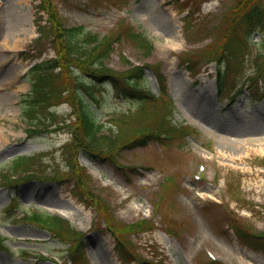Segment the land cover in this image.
<instances>
[{
	"label": "rangeland",
	"instance_id": "374dc122",
	"mask_svg": "<svg viewBox=\"0 0 264 264\" xmlns=\"http://www.w3.org/2000/svg\"><path fill=\"white\" fill-rule=\"evenodd\" d=\"M47 2L58 22L82 26L111 40L112 52L105 61L110 71L120 73L132 65L157 68L174 105L171 111L160 106L158 114L164 100L146 107L138 128L148 130L153 138L145 141L129 135L127 128L107 123L109 129L104 130L115 135V146H91L90 158L84 151L76 152L75 146L85 144L76 125V106L86 101V93L76 92L75 75L69 74L62 78V89L69 90L64 103L50 116L39 115L36 129L43 124L49 129L28 133L30 121L21 104L31 89L25 74L55 53L47 44H36L20 56L37 37L36 20L45 14L38 10V0H0V95L7 96L0 104V183L19 157L26 160L15 172L33 170L35 177L0 185V239L4 241L0 264H122L110 229L121 233L123 224L145 218L147 225L120 236L123 264L135 257H142L139 264L151 260L152 264H208L209 253L217 260L213 264H264L262 35L255 33L247 41L241 31L235 32L240 44L236 60L226 34L238 11L244 12L253 0ZM257 4L264 9V0ZM126 27L142 33L152 50L142 51L128 41L122 31ZM211 39L203 49L192 50ZM253 45L258 46V54ZM219 63L227 72L226 93L237 83L248 85L233 101V91L226 100L216 94L214 75ZM80 75L93 82L89 72L80 70ZM144 78L138 88L147 87L158 95L151 72L145 69ZM88 88L99 99L97 106L89 107L97 120L105 122L114 113L128 115L136 110L135 101L118 93L110 82ZM150 114L166 118L169 125H149ZM71 168L82 175L79 184L63 177ZM51 174L54 177L48 179ZM165 176L172 181L162 184ZM32 211L69 221L83 240L81 250L70 256L58 244L67 242V231L55 237L20 220ZM258 235L263 237L253 240Z\"/></svg>",
	"mask_w": 264,
	"mask_h": 264
},
{
	"label": "trees",
	"instance_id": "16d2710c",
	"mask_svg": "<svg viewBox=\"0 0 264 264\" xmlns=\"http://www.w3.org/2000/svg\"><path fill=\"white\" fill-rule=\"evenodd\" d=\"M41 6L44 12L47 13V19L50 25L38 24L40 38L36 41V44H47L53 47L56 57L54 59L41 61L31 68L30 81L32 94L31 97L27 98L25 101V116L32 123L36 122L37 119L39 120V115L42 112H46L47 115L50 116V108L63 103V100L68 97L69 90L66 88L62 89V78H67L69 74L72 76L74 74L75 76L73 77L75 82L73 84L78 87L76 92L78 93L80 90L85 92L88 99V102L85 104H83L84 101H80L78 107L76 106V125L80 132V137L85 141L83 147L75 146L76 152L84 151V153L90 156L91 154L88 153V150L91 146L100 147L104 145L111 149L114 147L116 137L110 134L104 137L98 136V133H100L105 126L99 123L95 114L88 108L90 104L99 103L96 96L90 92L88 85L99 84L107 79V81L113 82V86L114 88L116 87L118 93L120 92L125 96L127 94L129 98L135 101L136 110L128 111V115H123L124 120L122 122L115 123L118 127L123 128L125 126L124 128L129 130L138 129V121L144 118V110L149 104L154 103L157 105L163 99L158 100L152 93H145L138 90L139 81L144 78L143 68L141 66H134L120 73H114L105 68L103 63L112 51L110 39H97L96 36L90 34L82 26L66 27L61 22H58L55 14L49 10L50 6L47 0H42ZM235 22L236 24L232 25ZM122 31L126 34L125 38L139 49L144 50L149 48L148 51L151 49L148 41L141 33H136L133 28L126 27ZM237 31H241V37L246 38L247 41H249V38L255 32L262 33L263 41L261 43V48L264 49V9L257 4V0H253V3L244 12L238 11V16L235 21L232 19L230 27L226 31V34H228L227 43H229L231 53H233L232 56L236 60L238 58L236 52L240 48V44H237V37L234 35ZM116 37L117 36H115V38ZM149 67L154 72L159 94L164 98V101L158 106L156 114L161 112L159 110L160 106V109L171 111L173 103L164 92V79L157 68L151 65H149ZM222 68V63H219L217 65V74L220 88L224 87L226 79V74L221 71ZM80 70L89 72L91 74L89 76L94 77L92 80L98 82H86L84 77L80 75ZM67 82V80L64 81L63 87L67 85ZM156 117L157 116L150 114L147 123L152 126L157 125L158 128L166 124L169 125L166 118L162 117L156 119ZM135 120L137 122H135ZM127 122H131L133 125H129ZM135 138L132 139L131 142H133ZM141 138L145 141V139H148V136L144 135ZM21 160L26 159L21 158ZM22 163L23 161H19L18 164H13L10 170L20 167ZM70 172L72 175L70 179L72 178L74 185H76L77 182L79 184V179L82 176L80 172L75 168H71ZM26 220L38 224L55 236L61 235L66 229L61 220L49 215L32 213L26 217Z\"/></svg>",
	"mask_w": 264,
	"mask_h": 264
},
{
	"label": "bare ground",
	"instance_id": "6f19581e",
	"mask_svg": "<svg viewBox=\"0 0 264 264\" xmlns=\"http://www.w3.org/2000/svg\"><path fill=\"white\" fill-rule=\"evenodd\" d=\"M21 89H22V87H21ZM4 98H7V96H5V95H0V104H1V103L3 104V99H4ZM7 102H8V101H4V105L8 104ZM0 144H1V142H0ZM221 157H222V155H221Z\"/></svg>",
	"mask_w": 264,
	"mask_h": 264
}]
</instances>
